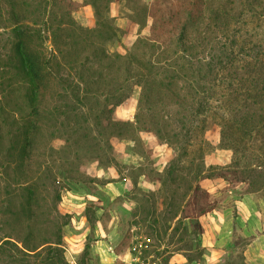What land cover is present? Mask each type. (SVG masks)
Returning <instances> with one entry per match:
<instances>
[{"label": "rangeland", "instance_id": "374dc122", "mask_svg": "<svg viewBox=\"0 0 264 264\" xmlns=\"http://www.w3.org/2000/svg\"><path fill=\"white\" fill-rule=\"evenodd\" d=\"M54 2L44 19L54 28L63 25L66 29L59 31L61 48L74 51L68 35L81 34L107 54H125L138 36L150 33L153 18L148 16L147 25L141 26L136 16L139 7L158 19L162 15L172 18L162 28L168 41L179 33L188 11L195 8L193 0ZM252 12L244 14L246 25L239 40L238 60L227 67L222 65L213 76L216 100L207 121L198 117L189 138L183 136L187 125L181 128L180 141L190 145L189 155L171 175L178 146L158 137L154 123L158 113L140 108L141 88L137 85L115 108L111 117L114 123L108 121V108L103 107L106 101L100 97L92 98L85 107L65 108L67 113L43 124L39 157L53 161L58 179L67 185L58 206L68 215L61 220L68 221L62 231L68 264H264V190L261 184L251 186L231 180L233 176H223L234 151L218 145L217 132L209 142L200 131L204 125L211 128L213 113L232 118L242 107L246 95L239 85L253 78L264 80V14ZM69 19L82 31L69 29L64 24ZM111 28L115 34L107 39L104 32ZM52 48L50 32L45 31L46 55ZM86 53L90 58L84 64L98 69L94 77L87 73L88 79L103 80L110 87L118 86V79L122 82L118 59L108 64L106 58H96L90 50ZM80 71L64 67L62 74L79 82ZM59 91L55 92V102L61 106L65 100ZM176 110L191 120L192 110L171 107L162 110L169 115V123L175 124ZM167 129L171 130L170 124ZM260 174L264 172L258 170L256 175ZM196 194L201 203L209 201L211 206L202 215L192 209ZM3 260L1 257L0 264Z\"/></svg>", "mask_w": 264, "mask_h": 264}, {"label": "trees", "instance_id": "16d2710c", "mask_svg": "<svg viewBox=\"0 0 264 264\" xmlns=\"http://www.w3.org/2000/svg\"><path fill=\"white\" fill-rule=\"evenodd\" d=\"M54 1L0 0V258L5 259L4 264H68L62 235L68 221H61L68 215L58 206L67 185L58 179L54 162L39 157L43 124L67 113L65 108L85 107L92 98L100 97L106 101L103 107L108 108V121L114 123L111 117L115 108L137 85L141 88L140 108L158 113L154 117L158 137L178 146L171 175L189 155L190 145L180 141L182 126L187 125L183 136L189 138L198 117L207 121L212 101L216 100L213 76L222 65H233L239 58L237 49L246 25L244 14L247 10L253 11L251 15L264 14V0H193L194 10L188 11L181 30L168 41L162 28L172 18L162 15L158 19L139 7L138 23L146 26L148 16L152 17L151 30L148 35L138 36L125 54H107L96 43L90 45L81 34L68 35L74 51L67 52L59 45L60 32L66 29L63 25L54 28L44 19ZM66 23L69 29L82 31L72 20ZM45 31L50 32L53 47L49 55L43 49ZM104 33L107 39L115 34L112 28ZM89 50L96 58H106L108 64L115 58L121 62L119 70L124 79L117 80L118 86L88 79L87 73L94 77L98 70L84 64L90 58L86 53ZM64 67L82 70L80 81L65 77ZM239 87L245 89L246 98L235 116L213 113L211 128L204 125L200 131L209 142L217 132L218 145L234 151L223 176H233L231 180L251 186L261 184L264 190V175H256L258 170L264 172V80L253 78ZM57 89L65 100L61 106L55 102ZM171 107L192 110L191 120L176 110L175 124L169 123V115L162 110ZM208 204L201 203L196 194V205L192 204L196 207L192 209L202 215L211 209Z\"/></svg>", "mask_w": 264, "mask_h": 264}]
</instances>
